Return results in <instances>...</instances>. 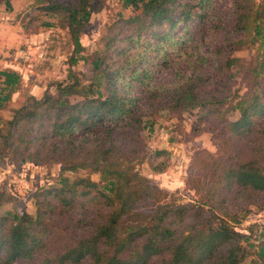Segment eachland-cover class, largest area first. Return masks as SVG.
<instances>
[{
  "label": "trees",
  "instance_id": "obj_1",
  "mask_svg": "<svg viewBox=\"0 0 264 264\" xmlns=\"http://www.w3.org/2000/svg\"><path fill=\"white\" fill-rule=\"evenodd\" d=\"M120 1L130 14L87 55L80 37L98 0L30 2L63 29L67 70L36 97L19 70L0 69V158L60 169L32 193L33 213L23 202L0 210V264H264V241L239 228L250 206L264 209V0H230L227 10L223 0ZM168 68L177 81L153 83ZM16 93L22 101L5 118ZM160 110L192 113L191 132H209L216 146L192 155L194 201L138 168L166 153L148 150L144 135ZM13 200L0 189V208Z\"/></svg>",
  "mask_w": 264,
  "mask_h": 264
},
{
  "label": "rangeland",
  "instance_id": "obj_2",
  "mask_svg": "<svg viewBox=\"0 0 264 264\" xmlns=\"http://www.w3.org/2000/svg\"><path fill=\"white\" fill-rule=\"evenodd\" d=\"M11 8L7 9L0 3V69L11 67L22 73L23 84H27V90L39 97L45 86L55 79H63L66 75L67 64L65 59L70 45L63 29L58 26H49L45 23H54V19L43 14L34 7H30L31 0H10ZM231 6L230 0H223L218 4V10H227ZM122 14L124 17L130 14L129 9L122 6L120 0H98V7L90 17L86 31L81 35L80 41L85 47V55L91 53L98 46L99 39L105 34L107 28L114 19ZM32 17L37 18L32 19ZM29 29L39 30L37 33H29ZM19 50L27 52V58L17 56ZM238 55L250 58L247 50L237 52ZM74 69L90 74V64L78 61ZM185 69V65H180ZM178 79L173 68L164 69L154 74L153 83L172 85ZM238 81L236 86L238 85ZM136 81L133 82L135 87ZM132 86V87H133ZM133 87V88H134ZM135 87L133 92H138ZM22 101V96L14 94L8 108L1 113L9 118L11 108ZM192 113H184L178 117L168 110H160L157 116L151 118L152 125H148L144 131L147 149L151 152L165 149L166 153L158 156L150 155L138 165L139 170L148 180L161 188L174 193L175 198L181 202L194 201L197 194L188 186L186 180L191 173L192 155L198 149L216 151V146L211 140V134L207 131L191 132ZM60 165L56 163L48 165H34L20 158H0V189H4L14 197L13 207L5 203L0 210H20L18 203L25 205L29 213L34 212L32 193L37 189L55 183ZM83 171L67 173L85 175ZM90 177L98 181L99 176L91 173ZM253 226V241H264V209L250 206V213L242 221L239 228L246 232V227ZM253 256L247 257L243 264H249Z\"/></svg>",
  "mask_w": 264,
  "mask_h": 264
},
{
  "label": "built area",
  "instance_id": "obj_3",
  "mask_svg": "<svg viewBox=\"0 0 264 264\" xmlns=\"http://www.w3.org/2000/svg\"><path fill=\"white\" fill-rule=\"evenodd\" d=\"M17 56L22 57V58H24V57L27 58V52L25 50H19L17 52Z\"/></svg>",
  "mask_w": 264,
  "mask_h": 264
}]
</instances>
